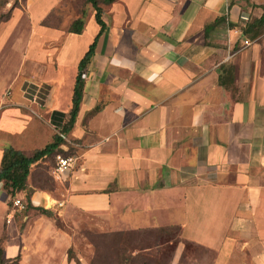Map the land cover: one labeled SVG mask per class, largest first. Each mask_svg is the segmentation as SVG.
Masks as SVG:
<instances>
[{
	"label": "crops",
	"instance_id": "0c3cea01",
	"mask_svg": "<svg viewBox=\"0 0 264 264\" xmlns=\"http://www.w3.org/2000/svg\"><path fill=\"white\" fill-rule=\"evenodd\" d=\"M39 1L27 0L23 66L0 91V160L5 147L31 152L53 141L78 62L99 30L93 15L81 34L41 26L42 14L33 11L42 7ZM262 3L107 5L76 120L60 145L75 161L59 178L50 171L53 189L31 182L37 169H49V158L28 177L31 204L52 212L37 214L50 229L46 239H61L55 216L72 222L91 214L103 232L175 228L173 261L187 241L213 250V264H264V23L260 39L242 34ZM21 22H0V46L14 40L4 26L17 23L20 30ZM10 193L1 180L3 258L20 255L19 264H27L17 221L24 211L7 206V199L24 194Z\"/></svg>",
	"mask_w": 264,
	"mask_h": 264
},
{
	"label": "rangeland",
	"instance_id": "374dc122",
	"mask_svg": "<svg viewBox=\"0 0 264 264\" xmlns=\"http://www.w3.org/2000/svg\"><path fill=\"white\" fill-rule=\"evenodd\" d=\"M3 1L0 0V16L9 13V19L18 17L20 20L22 19V22L20 30L16 26L17 23H9L3 28V34L9 32L10 37V34L13 33L11 37L14 40H9L5 47L4 43L3 46H0V91L14 80L15 75L23 66L24 45L28 37L27 20H29L31 9L30 5L29 7L27 5V0H6L5 4ZM32 1L34 3L37 0ZM39 2L42 7H36V11L33 9L36 14L43 16L39 25L42 26L44 21L50 25V28L60 30L59 32L62 34L70 33L68 29L75 19L84 16L86 23L94 14V10L87 0H40ZM100 5L106 10L107 5ZM86 34L83 33L82 42L89 36L87 32ZM262 34L261 32L256 40L260 39ZM1 40L0 45L2 44ZM23 71L31 72L28 68H24ZM69 74L68 70L65 74L67 76L66 84L72 83ZM13 87L17 88V83ZM61 156L66 155L61 153ZM55 164L56 156L47 163L48 173L44 169H37L34 176L31 177V182L51 189L54 179L51 177L50 171L52 172ZM17 198L22 199L21 197ZM7 206L9 209L13 207L10 199H7ZM29 211L20 213L17 218L18 229L21 226L24 243L27 245L23 251L24 262L27 264H213L216 260V253L213 250L186 241L182 244L184 254L182 253L180 259L176 257L173 261L175 237L178 233L175 228L103 232L96 224L98 218L91 214H81L78 219L72 222H63L58 216H55L53 226L60 231L62 236H59V238L61 237L59 241L52 242L44 235L45 232H50L45 220L37 219L39 211L35 209ZM4 213L2 203H0L2 219ZM25 217L27 218L25 219ZM2 219L0 218V221ZM47 253L48 256H46ZM43 258L45 259L42 260ZM9 264L19 263L14 261Z\"/></svg>",
	"mask_w": 264,
	"mask_h": 264
},
{
	"label": "trees",
	"instance_id": "16d2710c",
	"mask_svg": "<svg viewBox=\"0 0 264 264\" xmlns=\"http://www.w3.org/2000/svg\"><path fill=\"white\" fill-rule=\"evenodd\" d=\"M115 1L117 0H87V2L91 5L92 9L94 10L93 16L95 22L99 26V30L96 33L93 41L90 43L87 51L84 53V55L80 58L78 62L77 72L71 95V101L66 112L62 114L63 122L59 131L54 135L53 141L44 146L43 148H37L32 150L31 152H25L22 150L14 149L13 147H5L2 150V156L0 160V181L7 180L9 182L11 188V198L15 197V195L18 193L24 194V198L22 199L25 204L24 212L35 209L39 211L38 214L52 216V212L50 210H47L43 207H35L31 204L30 197L33 192V189L28 183V177L30 175L32 167L38 164L42 159L49 158V160H51L56 156V154H63L62 150L60 149V145L64 143L65 140L61 138L59 133L66 136L71 131L74 125L77 113L80 108V103L82 101L87 65L94 54L98 38L106 30V23L102 19L105 10L101 7L100 4L110 5ZM6 2V0L3 1L4 4ZM258 6L261 8V14L260 16L255 17L251 22H248L243 27L242 34L244 36L252 34V37L256 38L262 32V26L264 23V3ZM8 19L9 13L0 16V22L6 21ZM42 24L50 26L44 23V21L42 22ZM84 24V16L77 18L71 23L68 31L75 34H81L84 30ZM257 28L259 29L256 30ZM100 107V104L96 105L89 112V115L95 114L100 109ZM40 169H44L47 173L49 171L46 166H43V168ZM19 230H22L21 226ZM4 239L5 233L3 232L0 238V264H9L14 261L19 263L20 255L16 256L12 260H7L3 258L2 246ZM70 251L71 250L69 249V252Z\"/></svg>",
	"mask_w": 264,
	"mask_h": 264
},
{
	"label": "built area",
	"instance_id": "2783aa9c",
	"mask_svg": "<svg viewBox=\"0 0 264 264\" xmlns=\"http://www.w3.org/2000/svg\"><path fill=\"white\" fill-rule=\"evenodd\" d=\"M246 45L248 44V41L244 42ZM59 135L61 136V138H63L64 140L66 139V136L59 133ZM75 161V158L73 156H61V154H56V164L54 166V168L52 169V172L54 174L55 177L59 178L63 172H65L66 170H68L71 165L73 164V162ZM12 205H13V210H24L25 208V204L23 202L22 199L19 198H13L12 200ZM58 205H61V203H58ZM10 213L7 215V221H9L10 219Z\"/></svg>",
	"mask_w": 264,
	"mask_h": 264
}]
</instances>
